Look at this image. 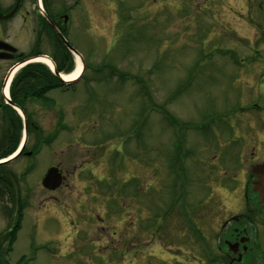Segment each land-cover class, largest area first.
Wrapping results in <instances>:
<instances>
[{
    "label": "rangeland",
    "instance_id": "374dc122",
    "mask_svg": "<svg viewBox=\"0 0 264 264\" xmlns=\"http://www.w3.org/2000/svg\"><path fill=\"white\" fill-rule=\"evenodd\" d=\"M70 19L66 59L44 48L0 64L5 78L32 64L88 67L27 107L38 131L27 128L26 146L59 122L57 140L35 159L0 158H12L0 179L30 200L9 263L33 257L31 238L45 247L28 264L203 258L191 231L209 236L220 210L236 208L232 174L239 186L264 161V0H75ZM55 165L66 180L49 192L40 182ZM180 209L195 228L181 227ZM3 224L0 214V233Z\"/></svg>",
    "mask_w": 264,
    "mask_h": 264
},
{
    "label": "flooded vegetation",
    "instance_id": "af4514ba",
    "mask_svg": "<svg viewBox=\"0 0 264 264\" xmlns=\"http://www.w3.org/2000/svg\"><path fill=\"white\" fill-rule=\"evenodd\" d=\"M74 5L75 0H0V64H19L41 57L44 48L50 53L53 51V58L66 59V52L72 53L69 37L71 35L70 13ZM21 44L26 45L24 51L17 47ZM11 75L12 73L6 78L0 76V156L14 148L7 156L14 154L17 159L32 156L37 158L41 155L43 148L37 142L45 134L39 131L35 139L32 138L31 143L26 146L27 128L33 126L38 131V125L32 120L27 107L33 104L34 99H45L54 89L44 93L43 98H27V92L32 89H12ZM36 90L41 93L44 88L39 87ZM14 107H18L22 114L24 113L21 139L16 127L18 114ZM47 109L50 108L47 107ZM52 140H57V137L55 136ZM9 162L0 163V166ZM245 162L248 163L247 160H242V165ZM258 164L261 163L250 164L247 175L245 170L242 172L246 177L242 182L239 181V186L234 178L235 174H232V181L237 182V185L236 187L229 186L227 194L232 193L236 208H230V213L227 215L223 209L220 210V215H222L219 224L215 222V229L209 236L204 234L203 230L195 231L199 228L196 225L195 228L192 225L193 220L185 213L182 214V209H180L179 223L185 229L188 223L195 228L193 232L191 231V237L195 243H198L203 258L191 254L189 259L187 255H184L181 262L174 259L170 264H193L194 262L196 264H264V200L261 201L259 192L255 191L253 183L256 179L251 173L253 167ZM52 167L59 170L63 181L61 185H63L66 177L59 165L50 166L48 169ZM12 185L13 183L5 178L0 179V214L5 221L0 233V264H10L8 256L12 253V247L21 231L26 210L30 206L29 199L12 198ZM173 207L169 208L167 215L170 216ZM185 229L177 232L180 233V237H185L187 231ZM33 230L37 229H32V233ZM211 238L212 241L209 242L207 239ZM150 241L147 243L149 244ZM29 245L30 256L33 257L28 258L22 255L16 264H28L36 260L38 252L45 247L44 245L33 246L32 238ZM176 253L181 255V251Z\"/></svg>",
    "mask_w": 264,
    "mask_h": 264
},
{
    "label": "trees",
    "instance_id": "16d2710c",
    "mask_svg": "<svg viewBox=\"0 0 264 264\" xmlns=\"http://www.w3.org/2000/svg\"><path fill=\"white\" fill-rule=\"evenodd\" d=\"M58 66V64H55L56 71L59 72H65L69 73L72 71V64L71 66L66 70L64 67ZM62 83L52 74L50 73L45 67L39 65V64H32L28 65L27 67H24L19 71V73L14 77L12 81V89L14 88H24V89H32L27 92L26 97L27 98H43L44 93L48 92L50 89H55L57 87H60ZM39 87H43V92H38L36 89ZM18 125V126H17ZM16 127L19 130L22 128L21 119L18 117V123ZM5 153L4 155H1L0 158L7 156L11 151ZM12 198H14V194H12Z\"/></svg>",
    "mask_w": 264,
    "mask_h": 264
},
{
    "label": "water",
    "instance_id": "95a60500",
    "mask_svg": "<svg viewBox=\"0 0 264 264\" xmlns=\"http://www.w3.org/2000/svg\"><path fill=\"white\" fill-rule=\"evenodd\" d=\"M54 74L62 81L59 74L56 72H54ZM251 173L256 179L253 183L255 191L259 192V199L262 201L264 200V163L253 167ZM61 183L62 177L60 173L56 168H51L42 179L41 186L47 191H55L61 186Z\"/></svg>",
    "mask_w": 264,
    "mask_h": 264
},
{
    "label": "bare ground",
    "instance_id": "6f19581e",
    "mask_svg": "<svg viewBox=\"0 0 264 264\" xmlns=\"http://www.w3.org/2000/svg\"><path fill=\"white\" fill-rule=\"evenodd\" d=\"M38 62H41V63L45 64L47 67H49L50 69H52L51 62L49 60H47L46 58H38ZM82 67L83 66L81 64V61L77 60L74 71L68 75L61 74V79L64 82H69V81L77 79L81 75Z\"/></svg>",
    "mask_w": 264,
    "mask_h": 264
}]
</instances>
